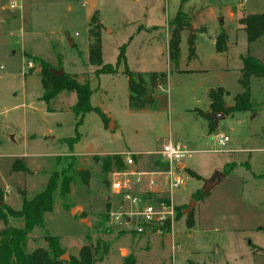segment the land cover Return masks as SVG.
Masks as SVG:
<instances>
[{"label":"rangeland","instance_id":"1","mask_svg":"<svg viewBox=\"0 0 264 264\" xmlns=\"http://www.w3.org/2000/svg\"><path fill=\"white\" fill-rule=\"evenodd\" d=\"M13 1L0 0V186L5 192L4 202L20 209L19 190L33 199L44 191L54 172L61 177L74 175L66 199L71 208L63 206L62 181H58L53 209L45 214L46 230L33 229L28 251L49 249L44 237L48 231L60 238L62 256L69 257L63 261L79 258L81 249L90 245L97 250L94 264H124L129 257L135 258V264H264V78L252 77L250 82L254 109L225 115L210 132L205 129L209 120L197 111L209 110L208 86L226 88L228 103H234L242 91L238 59L231 61L229 71L168 74L167 62L159 56L157 67L167 72V80L156 87L148 83L143 108L129 105L124 66L116 74L97 75L98 67L89 61L90 23L96 12L103 25L105 61L116 64L121 47H128L129 40L136 36L138 24L155 21L152 17L162 13L164 0H15V9L11 8ZM227 1L215 8L218 22L224 16L221 7ZM230 1L239 8L243 2L244 9L264 11V0ZM3 17L14 21L5 23ZM218 22L215 20L214 25ZM214 25H210L208 34L195 32L198 42L214 35ZM70 37L76 42L74 46ZM153 39L152 31H142L127 50L131 70L141 69L140 46L156 53L159 46H164L161 39L156 48L148 44ZM246 40L237 39L239 52L247 49ZM253 48V53L263 59L264 37ZM30 54L46 60L53 69L63 68L77 74L81 82H88L93 90L92 105L110 116L116 128L113 129V122L107 126L92 111L76 129L77 119L71 106L77 98L74 92H63L49 103L43 101L40 64ZM184 54L189 55L186 41ZM30 60L34 62L32 68L28 67ZM145 78L148 82L149 76ZM77 130L80 140L70 147L65 139L74 137ZM221 134L230 137L225 146L217 142ZM167 140L190 149L208 150L193 153L184 160L186 167L178 168L184 181L173 196L176 207L184 206L178 218L160 230L129 232L112 221L111 213L121 207L126 211L129 208L111 189L115 172L125 168L103 170L94 156L154 151ZM16 157H25L29 172L12 171ZM135 160L137 170L167 168L160 154H140ZM232 161L238 166L209 190L207 181ZM71 163L73 169L69 168ZM174 167L177 169L178 165ZM188 168L202 178L191 175ZM78 170L88 172V182L75 173ZM143 190L144 196L152 194ZM198 190L201 194L208 192V196L196 201L193 194ZM156 194L166 196L167 190L152 196ZM191 201L196 202L192 210L196 223L192 228L187 226L185 213ZM77 205L82 207L81 215L77 210L71 212ZM9 222L11 226H24L23 219L10 218ZM2 224L0 229L5 227Z\"/></svg>","mask_w":264,"mask_h":264},{"label":"trees","instance_id":"2","mask_svg":"<svg viewBox=\"0 0 264 264\" xmlns=\"http://www.w3.org/2000/svg\"><path fill=\"white\" fill-rule=\"evenodd\" d=\"M184 1V0H183ZM247 35L248 43H252L262 36H264V12L249 13L239 20ZM192 25L190 17H188L182 10L179 11L177 17L170 23L171 37L169 40V58L171 63L172 72L180 71L181 59V33L183 30L188 29ZM103 25L100 22L98 12H96L91 19L90 23V48H89V61L92 65L98 67L96 70L97 75L100 74H116L119 72L120 67L124 66L123 73L127 76L130 89V105L134 108H143L146 102L145 96L148 93L147 85L150 82L154 87L167 80L166 73H150L143 74L135 72L128 67L126 57V44L121 47L116 64L105 63L102 53V40L101 32ZM143 27L141 26L140 29ZM228 34L223 29L220 31L216 38V50L218 52H225L228 49ZM195 57V37L192 35L189 38V59ZM40 64V75L44 88L42 100L49 103L62 91L74 92L77 96V102L72 107V112L76 116V129L83 123L85 115L89 112L98 113L103 120L107 123L108 118L100 107H95L91 103L93 90L88 82H81L77 74H70L64 72L63 75L55 74L53 67L44 59L39 57H31ZM243 67L241 69V76L239 83L242 86V91L235 96L234 103L226 107L227 103L224 100L226 90L223 87H216L209 89L210 105L209 110L204 112L198 110L197 113L209 120V131L213 132L217 124L214 122L212 113H224L225 115L235 112H247L251 110L254 101L250 94V79L251 77L264 78V62L255 56L251 55L248 51L247 54L242 55ZM149 76V80L145 76ZM144 100V101H143ZM80 133L74 137L66 138L72 147L80 140ZM136 157V156H135ZM94 161L100 164L103 170L110 171L112 169L126 168L121 154H108L106 156H94ZM236 164L231 163L226 165L224 173L229 175L235 168ZM249 168V165L247 164ZM69 168H74V164H70ZM64 170V169H63ZM62 170V171H63ZM13 172H29L26 164L25 157H16L12 163ZM191 175L201 178L196 172L189 170ZM75 173L84 178L88 182V172L86 170H78ZM74 179L73 174H67L61 177L58 172H54L41 193L36 195L33 199H28L24 190H19L22 197V206L20 209H15L8 203L4 202L5 192L0 186V200L4 203L0 206V222L5 223V227L0 229V264H94L98 259L97 250L90 245L84 246L80 251L79 258L72 257L70 261H63L61 256L64 254L63 248L60 244V238L52 235L50 232H45V240L48 243L49 249L36 248L33 251H28L29 234L34 228L40 227L46 230L45 214L51 212L54 204V191L57 187L58 181H62L61 195L63 206L69 210L66 199L71 192V182ZM208 196V192L201 194L198 190L193 194L196 201L202 200ZM177 208L176 218L182 212L184 206ZM187 226L192 228L195 225L194 212L192 211L187 215ZM23 219L24 226L16 227L8 224V218ZM170 223H167L169 226ZM258 251V250H257ZM135 258L129 257L124 264H135Z\"/></svg>","mask_w":264,"mask_h":264},{"label":"crops","instance_id":"3","mask_svg":"<svg viewBox=\"0 0 264 264\" xmlns=\"http://www.w3.org/2000/svg\"><path fill=\"white\" fill-rule=\"evenodd\" d=\"M138 1H140V0H138ZM223 2H224V0H184V1L183 0H164L162 13L155 14L152 17V19H155V21L149 22L148 24L139 23L136 36H133L129 40L128 47L126 46V56H127V50L132 46V43L134 41H136L137 37L139 36V34L142 31H145V32H151L152 31L153 32V38L154 39L151 42H149L148 44H150L151 46H155V48L157 47V45L159 46V44H158L159 39L164 41V46L163 45L159 46L158 47L159 50L157 49L158 54L156 52H153L151 48L147 49V47H143V49H142V46H140L141 50H140V53L138 55V61H139L138 65L140 66L141 69H137L136 72H140L143 74L162 73L163 72V73L167 74V72H165L163 70H159V68L157 67L159 65L158 57L162 56L163 58H165V60L167 62L166 70H168V72H169L168 74H171V63H170L169 52H168L169 40L171 37L170 31H169L170 30L169 26H170V23L177 17L180 10H182L188 17H190L192 25L188 29L183 30L181 33V43H180V48H181L180 71L181 72H178V74H188V73L189 74H195V73L196 74L197 73L205 74V73H208L212 69L229 71L232 69L231 61L233 59H238L240 62V65H237V66H239L238 69L240 71V76H241V69L243 67L242 55L247 54L248 51L250 52L251 55L255 56L256 58H258L264 62V58L262 59L261 55L253 53V52H255L254 48H253L254 45H256L258 43V41L260 39H262L264 36H262L261 38H259L258 40L254 41L250 44L246 40L247 41V49L245 50V52H239L237 50V44H238L237 39L239 37H242L244 40L247 38L246 32L244 31L243 26L240 24L239 20L242 17H244L246 14L261 13V12L254 11V10L251 11L250 9H249L250 10L249 11L248 9H244L243 2H241V6L239 8L237 6L238 5L237 3H232L229 0V2L227 1L226 3H224L223 7H221V10H224V13H223L224 16L222 18L220 17V22H218V18L216 17V9H217L216 6L222 4ZM239 5H240V3H239ZM262 6L264 7V2L262 3ZM1 19H2V21L4 20L5 23L10 22V21H14V19H12L10 17H8V18L3 17ZM215 20H217V22H218L216 26L214 25ZM226 23L228 24V26L225 25ZM210 25H214V28H216L214 33H213L214 35H212V36L208 35L207 37H210L208 40L207 39L204 40V38H203V39H201L200 42H198V39L195 37L196 36L195 32L197 33L198 31H201L203 34H208ZM141 26L143 28L141 30H139V28ZM151 27H153V29ZM230 27H231V29H230ZM223 29L228 34V41H227L228 49L225 52H218L216 50V38H217L218 34L220 33V31ZM192 35H194V37L196 38L195 39V57H193L192 59H189V55L184 54V46H185V41H186L187 45H189V38ZM70 39L72 40V46H74L76 44L74 38L70 37ZM101 40H102L103 60L106 63L103 35L101 36ZM25 53H27V52H25ZM30 55L35 56L33 54H30ZM35 57H37V56H35ZM127 62H128V58H127ZM251 79H252V77H251ZM251 79H250V82H251ZM128 86H129V81H128ZM160 87H161V85H160ZM210 88H214V87H209V86L207 87L208 90ZM224 89L226 90V95L224 96V100L227 103V105L230 106L232 104L228 103V100H227V97L229 95V91L226 88H224ZM63 92L65 93L66 91H62L55 98H57ZM71 94H73V92H71ZM252 100L254 101L253 98H252ZM76 102H77V98H76ZM75 103L72 104L71 106H74ZM91 103H92V97H91ZM129 105H130V95H129ZM209 105H210V100H209ZM253 109H254V107L251 108V110H253ZM106 116L108 118V122L106 123V125L107 126L109 125V127H110V122H113V124H114L113 129H115L116 123L111 120L110 116H108V115H106ZM209 128H210V124L207 122V126H205V129L209 130ZM160 149L154 150V151H136V153H134V154H136V155H140V154L156 155L157 154L158 155ZM190 150L192 151V154H193L197 151H207L208 149H199V148L192 149L191 148ZM108 154L125 155L126 153H124V152H111ZM108 154H106V155H108ZM231 163H235L236 166H238V163L236 161H232L230 163H226L224 166V169H225L226 165L231 164ZM183 165H184V167H183ZM182 167L183 168L186 167V164H184V161L178 165L179 169ZM134 168L136 169L139 167L136 164V166L129 167L128 169L132 170ZM166 169L167 168H165L163 170H160V169L159 170L158 169L143 170V171L148 172V174L145 176L146 183L144 184L143 189H146V191H150V193H161V192L167 190V184H166L167 175L165 173L162 174V172L165 171ZM188 170H192V171L196 172V170H193L191 168H188ZM222 172L224 173V170ZM196 173L198 174V172H196ZM198 175L202 178V176L200 174H198ZM229 175H226V178ZM255 176H259V175L255 174ZM156 177H158V178H156ZM151 178H154V179L156 178L155 180H157V182H156L155 186L150 185L149 180ZM201 178H199V179H201ZM225 179H223V180H225ZM145 186H146V188H145ZM143 189H142V192H144ZM10 218H12V217L8 218V223H10L9 222ZM0 225H3L2 222H0ZM15 226L22 227V225H20V224H17ZM258 251H261V250L258 249ZM262 252H264V251H262Z\"/></svg>","mask_w":264,"mask_h":264},{"label":"built area","instance_id":"4","mask_svg":"<svg viewBox=\"0 0 264 264\" xmlns=\"http://www.w3.org/2000/svg\"><path fill=\"white\" fill-rule=\"evenodd\" d=\"M18 7L17 2H12L11 8ZM34 62L30 60L28 67L32 68ZM230 140L228 135H218L217 142L220 146H225ZM160 156L167 163V169L162 172L167 175V195L154 197V193L147 194L142 192L143 186L146 183V171L137 169H128L136 166L134 153H127L123 156L125 170L116 171L115 179L111 184L112 191L121 196L123 202L128 204L129 208L126 211L123 207L112 213V221L116 222L129 232L147 233L153 232L155 228L167 226V223H172L176 219L177 208L174 204V190L178 189L183 183V178L178 173L174 164L179 165L187 157L191 156L192 151L184 144L175 143L172 140H167L162 145ZM157 180L151 178L149 183L151 186L156 185Z\"/></svg>","mask_w":264,"mask_h":264},{"label":"water","instance_id":"5","mask_svg":"<svg viewBox=\"0 0 264 264\" xmlns=\"http://www.w3.org/2000/svg\"><path fill=\"white\" fill-rule=\"evenodd\" d=\"M192 28V27H191ZM52 71L57 74V75H63L64 74V69L63 68H60V69H52ZM226 107H228V105H226ZM211 116L214 118V122L215 124H218V121L220 118H224L225 117V114L224 113H212ZM226 178V175L223 173V172H216L214 174V176L207 181V185H208V189L209 190H212L213 188H215V186L221 182L223 179ZM3 201L0 200V206L3 205ZM196 205V202L195 201H191V203L189 204L188 208L186 209L185 213L188 215L192 212L194 206ZM81 209L82 207L81 206H75L71 209V212L73 213L74 210H77V213L81 215ZM82 219H86V218H82ZM62 260L64 259H69V257L65 254L64 256L61 257Z\"/></svg>","mask_w":264,"mask_h":264}]
</instances>
